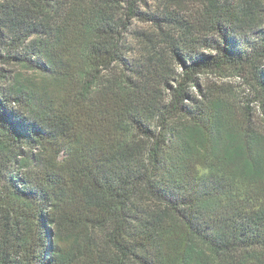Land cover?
I'll return each mask as SVG.
<instances>
[{"label": "trees", "instance_id": "trees-1", "mask_svg": "<svg viewBox=\"0 0 264 264\" xmlns=\"http://www.w3.org/2000/svg\"><path fill=\"white\" fill-rule=\"evenodd\" d=\"M38 1L35 17L32 0L0 4V19L37 35L15 58L42 77L41 92L0 87V264H264L259 0L205 1L214 54L189 43L164 54L149 38L134 64L123 36L133 2ZM205 69L249 79L262 118L203 91Z\"/></svg>", "mask_w": 264, "mask_h": 264}, {"label": "rangeland", "instance_id": "rangeland-1", "mask_svg": "<svg viewBox=\"0 0 264 264\" xmlns=\"http://www.w3.org/2000/svg\"><path fill=\"white\" fill-rule=\"evenodd\" d=\"M5 0H0V4ZM28 3V0H22ZM123 10L127 5L132 4L137 13L136 17L130 18L126 22V28L123 30L124 36V59L130 64L136 63L146 52V39H153L160 47L159 50L166 54L169 52L168 45H188L192 44L199 54H214L213 51L205 46L216 39V35L208 32V27L203 25L202 15L204 14V3L206 0H117ZM225 2H235V0H218L220 5ZM259 16L256 20V27L264 31V0H259ZM38 0H32L28 8L33 11L35 17L38 12ZM20 20L15 15L6 18L1 16L0 19V69L6 75V81L0 87L10 90L12 87L20 88L22 91L30 92L35 90L41 92L42 77L32 67L34 64L27 66L22 65L15 57L26 56L30 52V46L37 35L28 29L26 24L17 23ZM192 26V29H188ZM175 58L169 59L171 69L178 73L180 65ZM264 70V69H263ZM175 77V76H174ZM200 88L205 91L216 89L228 94L236 104L244 106L248 104L252 113L255 115L254 120L262 118L261 107L257 99V94L249 79L243 75H238L233 69H205L196 75ZM173 85L171 81L169 83ZM52 100L55 103L54 92L47 89ZM192 92L195 94L196 90ZM167 92L163 96L167 97ZM25 103V102H24ZM15 103L14 109L19 110L22 116L29 118L34 107L30 104ZM18 106V108H17ZM26 152V151H25ZM33 152H36L34 150ZM64 156L61 153L58 156L60 160Z\"/></svg>", "mask_w": 264, "mask_h": 264}]
</instances>
